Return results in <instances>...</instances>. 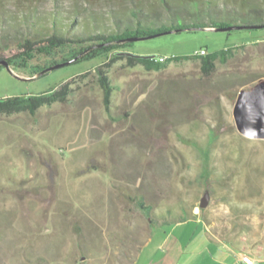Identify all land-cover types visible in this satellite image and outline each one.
Listing matches in <instances>:
<instances>
[{
    "label": "rangeland",
    "instance_id": "obj_1",
    "mask_svg": "<svg viewBox=\"0 0 264 264\" xmlns=\"http://www.w3.org/2000/svg\"><path fill=\"white\" fill-rule=\"evenodd\" d=\"M77 3L80 17L109 7ZM226 48L205 74L197 54ZM121 51L165 65L106 66L101 55L29 78L0 67V98L73 77L65 102L0 113V264H129L150 231L181 213L223 237L264 239V139L241 135L232 116L238 92L264 81V27L171 31ZM97 66L114 85L109 111Z\"/></svg>",
    "mask_w": 264,
    "mask_h": 264
},
{
    "label": "trees",
    "instance_id": "obj_2",
    "mask_svg": "<svg viewBox=\"0 0 264 264\" xmlns=\"http://www.w3.org/2000/svg\"><path fill=\"white\" fill-rule=\"evenodd\" d=\"M83 1L90 4L94 0ZM190 1L107 0L109 7L106 11L93 9L80 17L82 9L77 6L78 0L73 8L62 0H52L49 9L44 7L45 0H0V62L5 61L7 69L19 78H29L101 55H109L106 66L125 58L129 63L143 61L146 67L159 69L165 65L166 59L161 62L118 55L117 52L135 38L165 31L264 27V0H194V8ZM227 51L226 48L197 54L202 71L209 74L214 68V60L217 57L223 59ZM96 74L102 88L104 108L109 111L114 85L102 66L96 67ZM72 82L73 77H70L57 87L38 94L1 97L0 113L27 111L34 114L42 105L65 102ZM135 203L149 209L142 200H135ZM187 217L181 213L168 221L175 223Z\"/></svg>",
    "mask_w": 264,
    "mask_h": 264
},
{
    "label": "crops",
    "instance_id": "obj_3",
    "mask_svg": "<svg viewBox=\"0 0 264 264\" xmlns=\"http://www.w3.org/2000/svg\"><path fill=\"white\" fill-rule=\"evenodd\" d=\"M243 254L264 264V239L249 243L223 237L193 212L166 231H150L129 264H245Z\"/></svg>",
    "mask_w": 264,
    "mask_h": 264
},
{
    "label": "water",
    "instance_id": "obj_4",
    "mask_svg": "<svg viewBox=\"0 0 264 264\" xmlns=\"http://www.w3.org/2000/svg\"><path fill=\"white\" fill-rule=\"evenodd\" d=\"M236 27H224L214 30H229ZM171 31H165L167 33ZM161 33H157L158 35ZM138 37L135 40L151 37ZM118 55L132 56L137 58H153V55H136L133 53L118 51ZM0 64H7L1 61ZM232 116L237 131L246 137L264 139V81L255 84L250 90L238 92L232 108ZM208 203V191L206 190L199 201V207L205 208Z\"/></svg>",
    "mask_w": 264,
    "mask_h": 264
},
{
    "label": "built area",
    "instance_id": "obj_5",
    "mask_svg": "<svg viewBox=\"0 0 264 264\" xmlns=\"http://www.w3.org/2000/svg\"><path fill=\"white\" fill-rule=\"evenodd\" d=\"M203 50V49H201ZM241 260L242 262H244L245 264H262V262L248 254H243L241 256Z\"/></svg>",
    "mask_w": 264,
    "mask_h": 264
},
{
    "label": "bare ground",
    "instance_id": "obj_6",
    "mask_svg": "<svg viewBox=\"0 0 264 264\" xmlns=\"http://www.w3.org/2000/svg\"><path fill=\"white\" fill-rule=\"evenodd\" d=\"M200 52H201V53H205V51H204V50H201ZM163 59H164V58H162L161 60H163Z\"/></svg>",
    "mask_w": 264,
    "mask_h": 264
}]
</instances>
